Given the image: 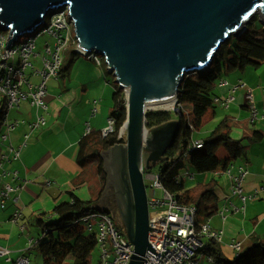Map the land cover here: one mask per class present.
<instances>
[{"label":"water","instance_id":"1","mask_svg":"<svg viewBox=\"0 0 264 264\" xmlns=\"http://www.w3.org/2000/svg\"><path fill=\"white\" fill-rule=\"evenodd\" d=\"M69 9L79 46L102 56L126 93V141L102 152L107 185L100 209L122 218L135 249L128 264H144L148 251V188L144 170L163 161L181 131L178 120L151 130L147 109L174 100L185 76L210 66L221 45L239 36L264 0H0V31L7 46L34 31L55 9ZM6 46V47H7ZM181 117V114H179Z\"/></svg>","mask_w":264,"mask_h":264},{"label":"crops","instance_id":"2","mask_svg":"<svg viewBox=\"0 0 264 264\" xmlns=\"http://www.w3.org/2000/svg\"><path fill=\"white\" fill-rule=\"evenodd\" d=\"M105 66L79 53L75 47L68 49L62 74L47 83L49 112L46 126L33 131L28 147L19 160L11 158L9 145L13 143L17 146L22 142L28 131L27 125H19L11 132L8 141L0 138V190L6 183L20 186L17 200L10 198L5 208L0 206V245L10 248L13 257L12 261L1 258L0 264H16V258L32 242L34 245L28 250V264H44L36 244L43 235L39 219L47 220L59 203L70 200L72 192L83 200H99L98 197L102 196L103 183L96 162L89 161L85 166H80L78 155L88 123L92 133L110 126L114 92L109 85L110 73ZM221 78L228 80L230 85L219 86ZM221 78L216 82L215 96L225 98L233 95L235 100L229 107L214 102L216 107L210 110L206 119L216 123L211 133L221 131L225 124H229L231 137L241 141L244 146L245 154L232 160L227 167L231 166L233 173H237L241 167L248 171L244 179V195L248 200L244 205L241 197L232 189L231 178L223 173L216 174V170L211 171V176L209 172H196L188 164L184 171L191 176H183L181 171L179 175L185 182L196 178V175H199L198 183L217 180L219 209L231 205L239 208H230L226 219L219 212L210 218L211 226L224 232L220 242L222 252L227 258H233L257 242H264V62L258 68L247 66ZM241 82L245 83L244 88L238 86ZM248 90L254 92L255 118L246 97ZM218 108L223 113L219 114ZM8 115L11 119L30 121L36 117V111L28 101H23ZM3 130L2 125L0 135ZM204 139L194 136V142ZM222 153V156L226 154L225 151ZM12 171L18 172L17 177L1 175L2 172ZM220 176H223V181L218 179ZM16 210L21 211V216L15 222L12 216ZM233 241L241 242V251L237 252L231 246ZM70 262L67 260L66 264Z\"/></svg>","mask_w":264,"mask_h":264},{"label":"built area","instance_id":"3","mask_svg":"<svg viewBox=\"0 0 264 264\" xmlns=\"http://www.w3.org/2000/svg\"><path fill=\"white\" fill-rule=\"evenodd\" d=\"M30 36L19 42V38L12 45L7 46L9 32L3 34L0 31V103L6 106V115L3 119V127L0 138L3 141L10 140L11 132L19 125L25 123L28 131L24 134L22 142L14 146L10 143L11 158L19 160L24 149L28 147V141L33 131L46 126L49 112L48 87L47 83L51 78L58 77L63 66L65 53L71 47L94 59L98 64H106L105 59L96 53H87L79 46L75 24L71 20L69 9L51 10L44 18V21L34 31L29 32ZM27 34V33H25ZM23 35V34H22ZM40 35H49L43 50H37V38ZM7 46V47H6ZM37 78V81L34 79ZM219 86H228V80L221 78ZM239 87L244 88L245 83L241 82ZM247 99L253 109V118L257 115L255 108V97L252 90H248ZM235 100L233 95L222 98L215 96L214 101L224 107H229ZM28 101L35 108L36 117L33 120L25 121L11 119L8 112ZM113 128V121L110 126L103 130L107 134ZM86 135L92 130L87 124ZM203 147V141L192 143L191 149ZM144 179L149 180V187L152 190V197L149 198V226L155 229L149 231L148 240L157 250L158 255L154 257L148 251L144 256V264H218L212 255L205 253L204 247L207 239L222 242L224 232L215 229L210 224V219L201 225L199 229L195 225L197 207L181 203L173 193H170L160 181L159 173L153 170H144ZM216 174L223 173L231 178L232 189L243 200L245 205L248 197L244 195V179L248 171L241 167L237 173L232 172L229 166L224 170H216ZM17 177L18 172H2ZM152 174V175H151ZM186 176H191L189 172ZM20 190L19 185L6 183L0 190V206L6 207L8 199L17 200ZM160 190L162 197H157ZM230 208L239 209L233 205L219 209L223 219L227 218ZM153 210V214H152ZM21 211L13 213L12 220L17 221ZM83 223L89 231L96 234L100 264H128L135 249L134 244L127 236L123 223L115 221L114 217L106 211L98 210L84 215L78 220ZM33 242L20 254L15 263L28 264L30 261L28 250L33 247ZM231 246L241 251V242L233 241ZM12 250L0 245V259L13 260Z\"/></svg>","mask_w":264,"mask_h":264},{"label":"trees","instance_id":"4","mask_svg":"<svg viewBox=\"0 0 264 264\" xmlns=\"http://www.w3.org/2000/svg\"><path fill=\"white\" fill-rule=\"evenodd\" d=\"M249 29L224 42L210 66L185 76L178 93L181 131L163 161L153 168L159 173L164 187L181 203L197 207V229L219 211L220 200L216 194L218 182L213 179L207 183H197L195 188H187L185 179L179 174L188 164L198 173L225 169L232 160L245 154L241 141L231 137L229 124L205 138L202 148H191L194 132L203 126L207 114L216 107L214 90L217 80L231 71L243 70L247 66L258 68L264 62V35L259 36ZM62 71L63 66L60 74ZM114 85L116 89L111 111L113 128L107 134L98 131L85 135L80 142L78 155L80 166H85L89 161L96 162L97 172L103 183L102 192L107 175L101 153L117 143L124 142L120 131L127 119L126 93L116 82ZM187 107L191 109L189 117L184 113ZM6 111L5 104L0 103V128ZM220 151H225L226 154L222 156ZM97 201L98 199L83 200L72 192L70 200L59 203L47 220L39 219L43 235L36 244L44 264H66L68 259H71L70 264H94L93 254L99 249L96 234L78 220L90 212L101 210ZM204 251L212 255L218 264H264L263 241L257 242L233 258H227L220 243L213 239L206 240ZM96 264H100V259Z\"/></svg>","mask_w":264,"mask_h":264},{"label":"rangeland","instance_id":"5","mask_svg":"<svg viewBox=\"0 0 264 264\" xmlns=\"http://www.w3.org/2000/svg\"><path fill=\"white\" fill-rule=\"evenodd\" d=\"M251 20H250L251 22H249V23L246 24V27L241 32V34L244 33L247 28H250L249 30H251L253 32H256L259 36H263L264 35V24L261 21L260 17H257V15H256ZM2 33L3 34H6L7 32L6 31H2ZM29 36H30V33L21 35L20 38H19V42L26 40ZM37 39H38L37 40V50H43L45 42L48 39H50V37H49V35H40ZM233 42L234 41H232V43ZM109 81H110L109 85L113 88L112 89V93H113L116 88H115V85H114L115 84V77L112 74L109 75ZM174 109L175 110H171L170 112H167V113H155V114H149V115H147L146 126H147L148 130H151L152 128H154V127H156V126H158V125H160V124H162V123H164V122H166L168 120H178V121H180V116H179L180 110H178V103L175 104ZM217 111H218L219 114L223 113V111L221 109H219V108H218ZM184 113H185V116L186 117H189L191 115V109L189 107H187L184 110ZM215 127H216V123L215 122L208 121V119H205L203 126L199 130H196L194 132V136L196 138L197 137L207 138L210 135L211 131ZM122 139L124 140V142L126 141V135L125 134H123ZM222 152L223 151H220L221 154H223ZM104 168H105V165H104ZM154 171L156 172V169H154L153 172ZM183 171H184V169L181 170V173L184 176L186 172L185 171L183 172ZM209 174L211 176H213V173L212 172H209ZM106 175H107V172H106ZM224 175H226V174H224ZM198 176L199 175H196V178L194 177L193 179H187L186 185L188 186V188H193V187L195 188V187H197L196 186L197 183L200 182V180L197 181L198 180ZM222 177L223 176H220V177H218V179H222ZM222 181H223V179H222ZM149 183H150L149 180H146V184L149 185ZM104 185H105V187H104V190H105L106 185H107V182ZM102 187H103V185H102ZM103 193H104V191H103ZM162 195L163 194H161V191L158 190L156 196L157 197H162ZM102 196H103V194H102ZM148 196H149V198L152 197V190L149 187H148ZM101 197H98L99 200L101 199ZM108 213L113 216L112 213H110V212H108ZM152 214H153V210H152ZM115 219H116L115 221H118L120 223H123V220H122L121 217L120 218H115ZM93 255H94L93 256L94 257V262L93 263L96 264L97 263V260L100 259L99 258L100 257V252H99V249L98 248L94 251V254ZM68 260L71 261V259H68Z\"/></svg>","mask_w":264,"mask_h":264},{"label":"bare ground","instance_id":"6","mask_svg":"<svg viewBox=\"0 0 264 264\" xmlns=\"http://www.w3.org/2000/svg\"><path fill=\"white\" fill-rule=\"evenodd\" d=\"M175 101L170 100L168 102L160 103L157 105H152L147 109L148 114H155V113H167L171 110H175Z\"/></svg>","mask_w":264,"mask_h":264},{"label":"clouds","instance_id":"7","mask_svg":"<svg viewBox=\"0 0 264 264\" xmlns=\"http://www.w3.org/2000/svg\"><path fill=\"white\" fill-rule=\"evenodd\" d=\"M107 66V65H106Z\"/></svg>","mask_w":264,"mask_h":264}]
</instances>
